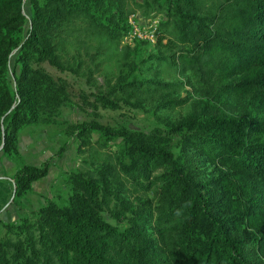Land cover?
<instances>
[{"label": "trees", "instance_id": "1", "mask_svg": "<svg viewBox=\"0 0 264 264\" xmlns=\"http://www.w3.org/2000/svg\"><path fill=\"white\" fill-rule=\"evenodd\" d=\"M25 1L0 0V146L7 157L21 155L24 126L51 121L73 101L70 81L44 62L88 85L103 74L115 98L129 92L158 109L186 102L172 97L184 83L163 79L185 76L204 93L219 85L252 94L264 110V0H30V18ZM133 14L159 21L155 43L137 41L158 51L150 75L137 65L123 71L137 51L123 44ZM209 102L203 98L201 111L167 132L76 124L79 137L98 132L117 148L81 151L79 168L67 173L65 203L49 199L16 221H0V264H264V111L254 106L232 116ZM203 155L216 164L213 178L201 167ZM50 167L51 160L20 163L16 197ZM242 196L245 208L237 203Z\"/></svg>", "mask_w": 264, "mask_h": 264}, {"label": "rangeland", "instance_id": "2", "mask_svg": "<svg viewBox=\"0 0 264 264\" xmlns=\"http://www.w3.org/2000/svg\"><path fill=\"white\" fill-rule=\"evenodd\" d=\"M25 12L30 18L31 4L30 0L25 1ZM29 19H27V26ZM137 51L133 53L130 65L123 69L128 73L133 65L141 68L144 74H151L156 59L151 56L158 54L154 45L138 44L133 45ZM146 59L149 61L145 62ZM16 54L13 53L11 60V69L15 67ZM42 66L54 77H67L71 83V92L73 101L60 110L58 117L51 121H41L26 125L22 128L19 138L20 156L7 157L3 154L0 146V221H16L33 210L39 209L45 205L49 199H57L60 203H65L70 193V185L67 183V173L76 171L81 164V151L90 146H95L100 150L103 143H108L114 149L117 144L114 141L106 142L98 132L91 136L81 138L73 128L78 123L98 122L112 127L127 126L138 130H160L167 132L170 127L179 118H183L188 112L201 111V100L209 97L210 104L215 107H221L229 115L237 116L248 113L249 108L258 106V113L264 111L259 107V101L252 94L232 93L226 89H221L219 85L214 88L216 98H213V92L204 93V90L197 85L186 83L187 77H164L170 82H183L184 85L174 87L172 97L185 99L186 102L176 108L167 110L156 108L150 100L143 101L138 99L135 94L129 92H117L118 97L109 93L111 89L107 87V79L103 74L94 76L93 84H86L85 79H79L72 75L61 73L48 62L42 63ZM153 69V70H152ZM11 85L14 81L10 75ZM114 86L116 83L114 81ZM109 94H108V93ZM115 98L116 103L111 105L104 102L101 98ZM199 101L198 103H195ZM259 103V104H258ZM176 144L179 142L178 135H174ZM100 141V142H97ZM92 144V145H90ZM89 145V146H88ZM63 148L62 155L58 152ZM203 171L205 174H211L213 178L217 174L216 164L211 162L208 156H202ZM47 160H51V167L46 177L33 184V190L21 198H17L14 190L13 176L20 163L42 165ZM227 169V167H226ZM232 173V172H230ZM229 173V174H230ZM229 176V175H228ZM232 180L236 178L232 177ZM232 187V186H231ZM233 190L234 186H233ZM153 196V195H152ZM236 196V193L235 195ZM152 198H150L151 200ZM153 202L156 199H152ZM237 203L242 208L249 205L246 197L242 196ZM253 224L249 225L252 228ZM6 233V229L0 222V236ZM254 256L257 254L256 247H251ZM261 253V252H260ZM262 255V254H261ZM263 256V255H262Z\"/></svg>", "mask_w": 264, "mask_h": 264}, {"label": "built area", "instance_id": "3", "mask_svg": "<svg viewBox=\"0 0 264 264\" xmlns=\"http://www.w3.org/2000/svg\"><path fill=\"white\" fill-rule=\"evenodd\" d=\"M130 29L123 38V44L133 45L139 40H148L155 43L157 40L158 19L144 20L133 14L129 19Z\"/></svg>", "mask_w": 264, "mask_h": 264}, {"label": "water", "instance_id": "4", "mask_svg": "<svg viewBox=\"0 0 264 264\" xmlns=\"http://www.w3.org/2000/svg\"><path fill=\"white\" fill-rule=\"evenodd\" d=\"M1 148H2V146H1Z\"/></svg>", "mask_w": 264, "mask_h": 264}]
</instances>
